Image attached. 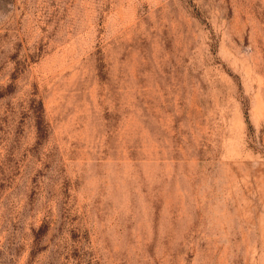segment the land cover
<instances>
[{"label": "rangeland", "instance_id": "rangeland-1", "mask_svg": "<svg viewBox=\"0 0 264 264\" xmlns=\"http://www.w3.org/2000/svg\"><path fill=\"white\" fill-rule=\"evenodd\" d=\"M0 264H264V0H0Z\"/></svg>", "mask_w": 264, "mask_h": 264}, {"label": "trees", "instance_id": "trees-1", "mask_svg": "<svg viewBox=\"0 0 264 264\" xmlns=\"http://www.w3.org/2000/svg\"><path fill=\"white\" fill-rule=\"evenodd\" d=\"M38 118H39V121H38V127H39V132L41 133L42 132V126H41V121H40V116L38 115Z\"/></svg>", "mask_w": 264, "mask_h": 264}]
</instances>
